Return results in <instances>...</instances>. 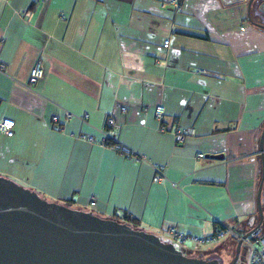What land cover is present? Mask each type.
Returning a JSON list of instances; mask_svg holds the SVG:
<instances>
[{"label": "crops", "instance_id": "1", "mask_svg": "<svg viewBox=\"0 0 264 264\" xmlns=\"http://www.w3.org/2000/svg\"><path fill=\"white\" fill-rule=\"evenodd\" d=\"M247 2L0 0V120L14 121L10 136L0 132V175L159 237L174 227L203 238L220 223L250 231L264 32L248 21ZM255 10L264 16V0ZM38 61L43 76L30 86ZM157 105L168 131L158 129ZM110 115L114 138L147 161L97 143ZM186 127L195 134L177 143L172 131ZM153 165L165 180H152ZM263 193L264 182L261 208Z\"/></svg>", "mask_w": 264, "mask_h": 264}, {"label": "water", "instance_id": "2", "mask_svg": "<svg viewBox=\"0 0 264 264\" xmlns=\"http://www.w3.org/2000/svg\"><path fill=\"white\" fill-rule=\"evenodd\" d=\"M248 21L264 30V24ZM264 125L258 149L261 173L256 191L258 229L262 222ZM221 159L222 154H207ZM250 231L246 232L247 236ZM241 247L236 242L231 264ZM0 264H220L218 259L190 257L154 233L91 211L48 201L36 191L0 175Z\"/></svg>", "mask_w": 264, "mask_h": 264}, {"label": "built area", "instance_id": "3", "mask_svg": "<svg viewBox=\"0 0 264 264\" xmlns=\"http://www.w3.org/2000/svg\"><path fill=\"white\" fill-rule=\"evenodd\" d=\"M160 5L162 7L172 6L175 8L179 7V0H160ZM163 46H168V40H164ZM0 68H3L1 65ZM43 76V67L40 61L36 62L33 68L31 69L28 84L31 86L34 84L38 79ZM125 107H121V110H124ZM154 115L156 119L160 122L158 129L160 131H168L166 125L162 124V119L164 115V108L161 105H157L154 108ZM68 117L70 114L68 113ZM87 115H83L81 118H85ZM53 120H56L57 117L53 116ZM14 125V121L10 118H2L0 120V132L5 133L6 135L10 136L12 134V128ZM117 126L116 121L113 116H108L106 118V128L102 131V138L97 143L102 146L109 148L111 150H115L122 155L139 160V161H147L143 155H140L134 152L129 147L123 145L118 140L114 138L112 135L113 128ZM174 135V140L177 143H184L190 136L195 134V131L192 127L186 128H178L172 131ZM89 142H92V137H86ZM203 153H197V157H202ZM153 177L152 180L154 182H160L166 179L165 176V167L163 165H153ZM91 203H94V198L92 197ZM164 234L171 237L174 241H176L180 245H185L186 243H191L194 245H203L211 242H217L221 239L232 236L235 241H241V245H244L246 254H247V264H264V232H262L261 228L255 230H250L247 236H244L245 233H240L238 231L232 230L227 225L220 223L219 230L207 237H198L192 234H187L177 230L174 227H169L164 231ZM237 262V261H236ZM236 264V263H235Z\"/></svg>", "mask_w": 264, "mask_h": 264}, {"label": "rangeland", "instance_id": "4", "mask_svg": "<svg viewBox=\"0 0 264 264\" xmlns=\"http://www.w3.org/2000/svg\"><path fill=\"white\" fill-rule=\"evenodd\" d=\"M262 207L263 221L260 228L262 232H264V198L262 199ZM160 239L164 242H171L176 247V249L182 251L183 254L187 256L199 257L202 259L216 258L218 259L220 264L232 263L236 247V241L232 236H227L220 241L214 242L215 246L209 250L203 247L206 244L198 246L191 243H186L185 245H180L167 235H164V237H160ZM236 264H247V254L244 245H241L240 247Z\"/></svg>", "mask_w": 264, "mask_h": 264}, {"label": "trees", "instance_id": "5", "mask_svg": "<svg viewBox=\"0 0 264 264\" xmlns=\"http://www.w3.org/2000/svg\"><path fill=\"white\" fill-rule=\"evenodd\" d=\"M259 0H253L252 1V4H251V8L253 9L254 13L251 15V19L256 22V23H260V24H264V16L258 12H256L255 10V7L257 6V3H258ZM256 26V25H255ZM258 29L262 30L264 32V30L258 26H256ZM117 220V219H115ZM126 221H128L127 217L125 219ZM119 221V220H118ZM122 222V221H121ZM130 222H133V221H130ZM128 224V223H127ZM130 225V224H129ZM132 226V225H130ZM134 227V226H132ZM134 228H137V227H134Z\"/></svg>", "mask_w": 264, "mask_h": 264}]
</instances>
